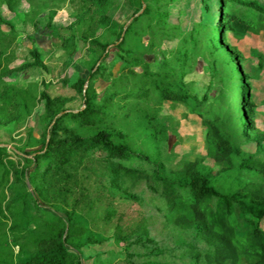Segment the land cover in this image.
<instances>
[{
  "label": "trees",
  "instance_id": "trees-1",
  "mask_svg": "<svg viewBox=\"0 0 264 264\" xmlns=\"http://www.w3.org/2000/svg\"><path fill=\"white\" fill-rule=\"evenodd\" d=\"M33 1L0 0V104L30 114L42 99L47 120L39 151L13 156L0 146V264H83L74 241L85 236L87 227L75 209L65 206L63 185L85 179L103 187L102 220L113 224L118 242L129 248L127 258L116 264H264V131L256 125L257 107L240 68L242 54L226 37L235 21L255 27L257 15L264 16V6L252 0H220L211 40L212 79L203 95L175 77V62L185 67L190 59L189 50H178L176 61H168L172 67L164 74L145 68L140 73L142 86L127 88V83L113 81L100 94L95 81L103 68L88 71L75 83L84 105L69 110L62 96L43 91L38 98L29 87L5 79V53L17 34L12 20H23L26 13L18 7ZM72 1L82 2L84 9L68 27L64 49L73 56L81 34L101 59L107 58L109 45L94 34L98 25L109 20L108 10L115 0ZM7 11L12 20L4 17ZM148 12L147 6L121 30L125 36L117 47L124 52L125 76H139V57L125 45L136 33L135 23ZM3 26L11 33L6 35ZM33 54L39 63L40 55ZM234 70L243 86L240 113L227 115L228 120L205 118L199 107L214 97H229L227 83ZM124 99L134 101L120 105ZM166 101L183 103L202 118L208 129V157L224 164L222 168L215 169L198 157L178 170H167L159 158L132 147L124 129L112 123L119 108H127L124 116L149 124L158 139L164 128L157 112ZM127 203L137 205V213L129 215ZM241 221L247 231L241 229ZM162 234L166 236L160 238Z\"/></svg>",
  "mask_w": 264,
  "mask_h": 264
},
{
  "label": "rangeland",
  "instance_id": "rangeland-1",
  "mask_svg": "<svg viewBox=\"0 0 264 264\" xmlns=\"http://www.w3.org/2000/svg\"><path fill=\"white\" fill-rule=\"evenodd\" d=\"M252 1L264 6V0ZM219 5L220 0H142V4L140 0H115L108 10L109 20L98 25L94 34L100 43L109 45V56L101 59L100 52L89 43L90 40L86 42L81 34L76 39L73 56L63 47L62 40L69 35L68 27L84 9L82 2H21L18 10L24 11L26 17L23 20L18 17L12 20L17 34L15 42L5 53V65L8 68L5 79L20 87H29L37 93L38 98L43 91L51 96H62L67 109L77 110L84 105V99L75 89V83L80 76L85 77L88 71L98 66L103 68V75L95 81L100 94L105 93L113 81L127 83V88L137 86L138 83L142 86L145 83L140 73L145 68L164 74L165 70L172 67L168 61H176L174 58L178 56V50H189L190 59L185 67L175 62V77L201 96L212 79L209 73V67L214 61L211 40L217 26ZM147 6L149 12L135 23L136 33L128 38L125 45L134 56L139 57V76H125L123 66L126 62L122 59L124 52L117 47L125 33H120L135 20L130 22V19L139 16ZM2 29L6 35L11 33L9 27L3 26ZM13 37L10 36V39ZM226 37L242 54L240 68L257 107L256 125L260 131H264V16L258 14L256 26L251 28L235 21ZM34 51L40 55L39 63L35 60ZM230 75L234 77L228 78L227 85H230L231 90L229 97L217 96L199 107L205 118L214 120L221 116L228 120L227 115L240 113L243 86L237 71L234 70L232 74L230 72ZM147 86H150L149 82ZM129 101L133 103L134 100L124 99L118 103L127 104ZM119 110L112 123L116 124L117 129H124L132 147L152 158H159L167 170H178L187 161L198 157L206 158V163L215 169L224 166L208 157V129L202 118L192 113L183 103L166 101L157 112V119L164 128L158 139L152 135L153 130L149 124L142 120L138 122V118H126L124 113L127 108L120 107ZM45 117V101L42 99H38L30 114H19L10 106L0 104V146L7 148L13 156H16L15 152L39 151L47 128ZM254 146L252 144L251 148ZM63 187H67L65 206L70 210L75 209L76 217L87 227L85 236L74 241L82 263L116 264L126 259L129 248L125 243L118 242L113 224L102 220L106 204L103 187L93 179L71 181ZM126 206L129 215L131 212L137 213V205L127 203ZM241 229L247 231L242 221ZM165 236L162 234L160 238Z\"/></svg>",
  "mask_w": 264,
  "mask_h": 264
},
{
  "label": "crops",
  "instance_id": "crops-1",
  "mask_svg": "<svg viewBox=\"0 0 264 264\" xmlns=\"http://www.w3.org/2000/svg\"><path fill=\"white\" fill-rule=\"evenodd\" d=\"M10 15H11V17H10ZM10 15H8V11H7V12L5 13V18H6L7 20H8V18L12 20V16H13V15H12V14H10Z\"/></svg>",
  "mask_w": 264,
  "mask_h": 264
},
{
  "label": "water",
  "instance_id": "water-1",
  "mask_svg": "<svg viewBox=\"0 0 264 264\" xmlns=\"http://www.w3.org/2000/svg\"><path fill=\"white\" fill-rule=\"evenodd\" d=\"M144 8H145V6H144ZM141 12H142V11H141ZM132 20H133V18L130 19V22H131ZM128 26H129V25H126V26H125V29H126ZM123 34H124V33H123ZM87 87H88V82L86 83L85 88H87Z\"/></svg>",
  "mask_w": 264,
  "mask_h": 264
}]
</instances>
